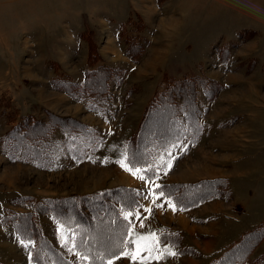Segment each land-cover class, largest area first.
I'll use <instances>...</instances> for the list:
<instances>
[{
    "label": "rangeland",
    "instance_id": "rangeland-1",
    "mask_svg": "<svg viewBox=\"0 0 264 264\" xmlns=\"http://www.w3.org/2000/svg\"><path fill=\"white\" fill-rule=\"evenodd\" d=\"M103 63L115 75L106 92L75 93L84 88L87 70ZM163 74L182 81L172 96L176 114L171 117L169 107L152 115L149 135L161 140L171 139L174 130L181 133L176 142L160 144L154 171L149 178L144 171L141 180L118 161L151 97L166 89ZM28 119L47 125L43 159L16 152L7 135ZM60 119L91 126L101 140L73 158L63 144L85 138L70 126L62 131ZM198 181L203 190L204 182L217 183L211 193L183 203L185 208L154 191L178 183L165 189L190 198L196 188L180 183ZM130 187L141 194L133 212L140 214L150 191L158 201L148 202L151 222L127 237L155 234L151 256L162 258L121 256L113 264H264V0H0V255L7 259L1 264H25L14 246L9 259L10 243L25 248L28 264H76L73 222L53 220L48 200L59 199L58 207L68 212L63 199L70 195L109 189L114 199L113 190L128 193ZM100 225L89 243L103 251L115 246L118 228ZM28 227L30 232L19 233ZM162 231L180 233L179 245L172 244L173 235L161 241ZM252 231L256 240L246 249L237 246ZM35 248L41 252L38 263L30 259ZM232 248L240 249L229 254Z\"/></svg>",
    "mask_w": 264,
    "mask_h": 264
},
{
    "label": "trees",
    "instance_id": "trees-1",
    "mask_svg": "<svg viewBox=\"0 0 264 264\" xmlns=\"http://www.w3.org/2000/svg\"><path fill=\"white\" fill-rule=\"evenodd\" d=\"M128 24L129 23H127V25ZM122 32L123 31L121 29L118 31L119 36L122 34ZM88 45H89V57H90L93 51L89 43ZM127 53H129L128 50ZM98 59L99 56L96 53L95 61H97ZM112 74L113 72L111 71V69L104 63L99 64L94 68L88 69L87 72L85 73L84 88L75 90V93L79 94L80 92L86 91L88 88H91L94 93L97 92L96 94L105 93L109 85L108 84L109 80L115 76ZM97 75H99V78H96ZM162 76H164L163 78L167 79V82H169L168 85H166V89H162L157 93L155 92L156 94L154 93V95L150 99V103L147 105L144 111L143 118L140 121V125L138 129L136 130V132L133 134L132 137H130L125 141V150L127 156V163L129 164V167L132 168L138 167L140 169H144L145 172L147 173L148 178L151 175L150 173L154 171L153 157L155 156V153L159 151L158 147L161 145L166 146V144H168L167 143L168 141L176 142L177 140H179L177 136L181 133V131L179 132L174 130L172 132V135L174 136H171L170 137L171 139H168L167 137H163L161 140H159L157 135H149L151 130H150V126L147 123H150V117L152 115L153 117H155L157 113L163 111L165 112L166 110H168L169 107H170L171 117L176 114V112L173 111L174 108L176 107V104L175 101L172 99V96L174 92L175 94H177L175 86L177 84L179 85V83H181L182 81L180 80L175 81L174 79H172V77L168 79L164 74ZM59 121L60 122L58 127L62 131H66L67 128L70 126L73 130V133L75 131L79 132V134L74 133L75 135L84 136L82 138H85L83 140H77V141L73 140L63 144L66 148L67 147L69 148L70 154L73 158L78 159L79 156L90 153L92 148H94L95 145L94 142L101 140L98 133L91 126H87L86 124L83 123L81 124L80 122L73 121L71 119H60ZM49 134L50 133L47 131V125L44 121L28 119L23 123H19L15 125L7 135H9V138L11 140L13 139L11 144L15 147L16 152L17 150L21 149V151L28 157H32L35 159H43L41 157L43 154V141L45 140L44 137H47ZM89 138H91L89 140L90 142L84 141ZM149 168H151V171H148ZM200 182L201 181L195 183H180L181 186L182 184L186 186L185 188L187 187L191 189L196 188L195 191H197V193L195 192L193 196L190 198L188 197L189 195H187V193H184L183 191L181 193L176 189L173 190L171 189L170 191L165 189L166 186L168 187L170 185H174V187L176 188L178 183L159 184V188H155L154 191L158 193L162 192L165 197H168L171 200H173L175 206L180 209L187 207V206H183V203L194 201L197 199V198L194 199L193 197L205 196L211 193L210 185L217 183L215 181H206L204 182L206 188L205 190H203L204 188H198L200 186ZM130 188L131 189L127 188V190L130 191L128 193H122V189L119 190L120 192L117 189L113 190L111 194L113 196L116 195L114 199L108 196L106 191H109V189L103 190L102 193L99 192L101 194H97V195H92V194L89 195L83 194L84 196H79L76 194H73L72 196L70 195L69 196L70 198L63 199V202L67 205L66 208L68 209V212H63L61 211L60 207H58L60 203L59 199L56 198L51 201L48 200L49 204L46 207L47 208L46 211L52 212L53 220L57 221L58 223H62L63 220L64 221L69 220L73 222L69 225V227H71L70 229L73 231L71 247L74 251L77 250L78 253L76 264H107V261L109 259L114 258L112 255H110V253L114 252L116 253V255L119 254V251L122 247V242L128 241L127 231H126L128 221H125L123 219V212H133L134 210L138 209L140 206L139 195L141 194H137L138 190L135 189L134 187H130ZM199 190L201 193L199 192ZM203 199L201 198L196 202L199 203ZM34 207H36V205H32V209ZM61 213L65 214L64 217L61 215ZM21 216L25 218L24 214ZM9 221L14 222L15 219H9ZM102 223L105 226H108L112 229L117 227L118 238L114 247L103 251H99L96 245L92 246L89 242L91 240L92 233L96 232L99 229L101 230L100 224ZM21 224L22 221H19L18 223L15 224V228H17V225H21ZM26 232H30L29 227L27 230H22L19 233L25 235ZM35 234L37 235V232ZM160 234H161L160 240L169 238L168 235H173L176 241H173L172 244L176 246L179 245L180 235L178 234L180 233L178 232L173 233L171 231L166 233L165 231H162L160 232ZM248 235L249 237L246 238ZM248 235H246V237L242 239V241L239 244H237V246L243 244L245 245V249H246L247 246L249 245L248 241L251 240L252 242H254L253 240L255 239V237H257L258 233L256 232L254 233L252 231ZM26 241L29 242V240ZM130 245L131 244H129L128 247H130ZM44 247L49 250L52 249L50 243H48L47 241L44 242ZM29 249L32 252V244H29ZM239 249L240 248H237L235 250L234 248H232L228 253L231 254L230 252H234L236 254ZM186 251L188 252L189 250ZM191 251L190 253L195 252V250L193 249ZM40 255L41 252L35 248V254L32 253V257L30 253L31 261L38 263L36 256L39 257ZM56 255L60 258L58 254ZM56 255L53 256L51 255V258L54 261L59 259ZM82 257H87V259H83ZM62 261L65 262L66 264H73V263H68L65 260ZM218 262L219 260L216 261V263L213 262L211 264H221Z\"/></svg>",
    "mask_w": 264,
    "mask_h": 264
},
{
    "label": "snow or ice",
    "instance_id": "snow-or-ice-1",
    "mask_svg": "<svg viewBox=\"0 0 264 264\" xmlns=\"http://www.w3.org/2000/svg\"><path fill=\"white\" fill-rule=\"evenodd\" d=\"M127 159L126 155L125 158L118 161V163L121 164L122 167L125 168L126 171L131 172L134 176H136L138 179L141 180H145L146 177L145 175H143L144 173V169H133L131 167H128L127 163H125V160ZM171 167V162L169 161L168 163V168ZM148 171H151V168L148 169ZM156 188H159V185L155 186ZM149 195L153 197V203H155V200L157 199L156 193L154 191H150ZM161 196H163V193H160ZM170 207H175L174 205L171 204V201L168 202ZM145 211L147 212H151V209H145ZM132 216H136L139 217V213L138 212H123V219L125 221H128V225L126 227V231L129 235H133L134 234V230L132 228L131 225V220L130 218ZM141 227H143V224L140 225ZM156 237L155 234L149 233L147 236H141V235H136L135 239H129L126 242H122V247L119 251V255H116V253H110V255H112L115 259H119L121 256L122 257H129L131 260L135 261V260H141L144 261L146 259H161L162 256L161 255H156V256H151V252L154 250V243H155ZM144 242V243H142ZM147 242H151V244L147 243ZM21 244L24 243V241H20ZM135 244V250L133 251H127L125 249L128 248L129 244ZM147 251L149 253L148 257H144L141 256V252ZM170 255H175L174 252H169ZM83 259H87V257H82ZM107 264H113V260L109 259L107 261Z\"/></svg>",
    "mask_w": 264,
    "mask_h": 264
},
{
    "label": "crops",
    "instance_id": "crops-1",
    "mask_svg": "<svg viewBox=\"0 0 264 264\" xmlns=\"http://www.w3.org/2000/svg\"><path fill=\"white\" fill-rule=\"evenodd\" d=\"M157 34V33H156ZM154 44H155V42H153V43H151V46L153 47L154 46ZM148 94H149V92H148ZM143 95H145V94H143ZM144 103V102H143ZM142 103V104H143ZM139 183H141V182H139ZM138 184V183H137ZM142 185H145V183L143 182V184L141 183L140 184V186L142 187ZM148 200H146L145 198H143V208H142V210L140 211V214H139V217H136V218H134L132 221H131V225H132V228H133V230H134V232L135 233H137L136 231H135V229H137V227L139 228L140 226H139V224H143L144 223V225H147L146 224V222H148V223H150L151 222V220H150V214H149V212H147V211H143V209H144V207L146 208V209H149V207H150V204H148V202H150V203H153V198L152 197H148L147 198ZM155 201H158V199H156ZM171 210H173V209H170V211ZM159 210H156V214H158L159 215ZM172 216L173 215H175V213H170ZM179 215V213L178 212H176V216H178ZM145 219H146V221H145ZM141 228V227H140ZM138 231V230H137ZM127 239L129 240V238L127 237ZM4 243H6V241L4 242ZM1 245H3V244H1ZM196 246H199V247H201V245L199 244V243H197V244H195ZM13 246L15 247V249L17 250V251H20L21 250V253H22V255H23V258H24V260H25V264H28V256H27V251L25 250V248H22L21 246L19 247V246H17L15 243H10L9 244V259H11V256H13L14 255V253H12L13 252V250L11 249V248H13ZM8 251V250H7ZM126 259V258H125ZM18 260H20V259H18ZM3 263V262H7V259L5 260L4 259V257L3 256H1L0 255V263Z\"/></svg>",
    "mask_w": 264,
    "mask_h": 264
}]
</instances>
